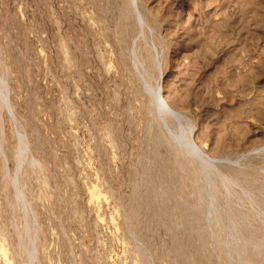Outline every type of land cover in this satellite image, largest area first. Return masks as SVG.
I'll return each instance as SVG.
<instances>
[{
	"label": "rangeland",
	"instance_id": "rangeland-1",
	"mask_svg": "<svg viewBox=\"0 0 264 264\" xmlns=\"http://www.w3.org/2000/svg\"><path fill=\"white\" fill-rule=\"evenodd\" d=\"M0 264H264V0H0Z\"/></svg>",
	"mask_w": 264,
	"mask_h": 264
},
{
	"label": "water",
	"instance_id": "water-1",
	"mask_svg": "<svg viewBox=\"0 0 264 264\" xmlns=\"http://www.w3.org/2000/svg\"><path fill=\"white\" fill-rule=\"evenodd\" d=\"M158 100H159V102H160V105L168 112V113H170L171 115H173V116H176V114L173 112V111H171V110H169L168 108H167V106H166V104L160 99V98H158ZM194 145V144H193ZM192 148H193V146H192Z\"/></svg>",
	"mask_w": 264,
	"mask_h": 264
}]
</instances>
